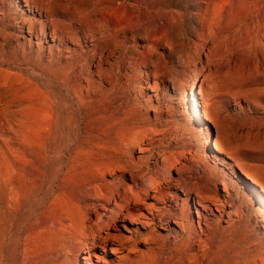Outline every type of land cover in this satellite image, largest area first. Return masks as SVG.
<instances>
[{
	"label": "rangeland",
	"instance_id": "obj_1",
	"mask_svg": "<svg viewBox=\"0 0 264 264\" xmlns=\"http://www.w3.org/2000/svg\"><path fill=\"white\" fill-rule=\"evenodd\" d=\"M138 1L0 0V264H67L36 218L72 212L114 172L128 185L144 172L149 189L155 175L166 215H191L181 229L120 217L126 236L140 230L121 264H264V0L237 2L211 35L199 0H161L169 30L136 20ZM104 5L133 32H105ZM15 158L40 172L17 200Z\"/></svg>",
	"mask_w": 264,
	"mask_h": 264
},
{
	"label": "bare ground",
	"instance_id": "obj_2",
	"mask_svg": "<svg viewBox=\"0 0 264 264\" xmlns=\"http://www.w3.org/2000/svg\"><path fill=\"white\" fill-rule=\"evenodd\" d=\"M243 1L244 0H199L198 5H206L205 21L209 30H211L209 32L210 35L213 34V28L218 24L219 20L230 19L235 11L236 3L239 2L241 5ZM25 2L28 5L30 0H25ZM245 2L247 4V1ZM139 3L140 1L133 0V5L129 6L135 8V6H139ZM125 4L127 5V3ZM166 5H164L161 0H141V6L138 8V11L142 14L141 17H138L136 20H140L142 24L154 22L157 30H169L171 21L168 18V14H171V10L166 11L168 8ZM129 8L131 9V7L127 9L129 10ZM131 12L134 13L137 11L131 10ZM109 15H111L109 7H103L102 22L106 29L105 32L112 31L117 38H119L120 34L124 31L133 32L134 18L133 20H127L126 23H122L125 30H116L121 25V22L118 19L112 20V25L110 26L108 23ZM183 15L186 16L185 14ZM197 15L198 14H196V16ZM52 26L54 28L52 29V39L55 40V35L58 32L56 28L57 25ZM196 26H199L198 21H196ZM195 111H198L197 106H195ZM6 166L8 168L6 182L9 185L13 199L17 200L25 192L24 182L27 175L26 173L32 172L33 175L36 176L39 175L40 172L32 167L33 164L31 161L22 158L9 160ZM15 166L18 167V169H13ZM122 168L124 171V167ZM246 175L254 183H260V181L256 180L250 174L246 173ZM99 180L100 184H93L88 190L81 192L80 197L82 199L78 198L77 201L74 202L72 212H67L63 216H59V218H54L48 211H45L36 218L35 225L38 234L42 235L46 231L49 234L56 232L58 235L60 244L57 253H61V256L54 258L52 261L58 260L61 261V263L74 264L78 260L83 259L85 260L83 264H92L91 262L96 258V261L100 263L104 261L105 255L109 250L113 255L115 254V256H111L112 259L109 260L107 264H121L123 259L135 252V240L138 238L140 230L139 228H126V230L131 231L130 236H126L116 225L120 217L130 222H138L142 227L147 228L151 227L153 218L163 216L167 224L174 223L180 229L182 228L183 219L191 218V215H186L187 213H185L181 207H172L171 211L166 215L164 207L161 206L164 198L159 191L157 178L153 174L150 176L152 189L148 188L149 186L146 183L144 172L138 175H132L131 185L126 184L125 180L121 178V175L115 172L111 174L109 178H105L104 176V178L102 177ZM140 183H142V186L138 187ZM152 191L155 194L153 198L154 202L150 204L146 202V198ZM90 200L93 201V203H88ZM111 201L114 202L112 205ZM110 206H112L111 210L109 209ZM197 217L199 219L204 218L199 211L197 212ZM96 250H101V254H97ZM40 260V262L46 264L45 261H42V259Z\"/></svg>",
	"mask_w": 264,
	"mask_h": 264
}]
</instances>
